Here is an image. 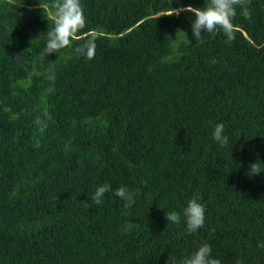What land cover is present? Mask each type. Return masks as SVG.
I'll use <instances>...</instances> for the list:
<instances>
[{
	"label": "trees",
	"instance_id": "obj_1",
	"mask_svg": "<svg viewBox=\"0 0 264 264\" xmlns=\"http://www.w3.org/2000/svg\"><path fill=\"white\" fill-rule=\"evenodd\" d=\"M80 2V39L45 58L53 0H0V264H179L205 243L220 264H264V172L246 175L264 162V0L236 6L230 43L169 15L206 0ZM193 198L205 223L189 235Z\"/></svg>",
	"mask_w": 264,
	"mask_h": 264
},
{
	"label": "clouds",
	"instance_id": "obj_2",
	"mask_svg": "<svg viewBox=\"0 0 264 264\" xmlns=\"http://www.w3.org/2000/svg\"><path fill=\"white\" fill-rule=\"evenodd\" d=\"M245 5V0H206L204 7L194 8L191 5L182 9H173L169 15H179L181 11L191 13L194 19L191 22L192 36L196 41L201 39L202 32L217 33L222 32L226 37V43L234 40V25L232 19L236 15V6ZM52 13L53 27L47 31L45 46L40 53L42 57L50 54H59L62 49L70 47L74 40L80 39L78 33L85 27L86 18L80 0H53ZM246 18H250V13L244 9ZM77 55L85 59H92L95 55L94 38L87 39L84 43L74 48ZM211 63L218 61L213 58ZM47 79L54 82L55 75L50 74ZM35 123L40 124L37 118ZM212 139L223 148L228 144V137L224 135V125L216 124L212 131ZM264 162L256 160L250 163L246 175L254 178L264 172ZM111 191L110 185L105 183L95 188L94 192L88 197L86 207L91 208L93 205L99 206L106 193ZM116 197L125 201L124 208H130L134 203V193L125 186L117 188L114 193ZM167 223L180 225L181 213L176 211L165 212ZM183 223L185 232L189 235L196 233L205 223V208L195 198L187 202L183 209ZM258 247L264 249V243H258ZM165 264H177V260L170 255ZM179 264H220V260L212 257V248L205 243L199 246L194 252L186 256Z\"/></svg>",
	"mask_w": 264,
	"mask_h": 264
}]
</instances>
